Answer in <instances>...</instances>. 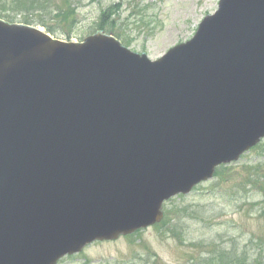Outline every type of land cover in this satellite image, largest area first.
Listing matches in <instances>:
<instances>
[{
  "label": "water",
  "instance_id": "95a60500",
  "mask_svg": "<svg viewBox=\"0 0 264 264\" xmlns=\"http://www.w3.org/2000/svg\"><path fill=\"white\" fill-rule=\"evenodd\" d=\"M264 139V0H221L157 61L0 20V264L154 227Z\"/></svg>",
  "mask_w": 264,
  "mask_h": 264
},
{
  "label": "rangeland",
  "instance_id": "374dc122",
  "mask_svg": "<svg viewBox=\"0 0 264 264\" xmlns=\"http://www.w3.org/2000/svg\"><path fill=\"white\" fill-rule=\"evenodd\" d=\"M141 1H77V23L71 40L79 43L92 35L102 10L119 5L122 34L132 43L128 48L156 61L170 49L190 41L203 19L217 11L220 0H145L142 5L151 8L147 28L134 17L143 9ZM8 9L13 11L10 13L17 12L13 15L15 23L25 24L24 16L33 22L41 18V14L25 7ZM46 21L54 24L50 18ZM62 36L61 40H65ZM120 41L124 44L123 39ZM164 210L168 221L165 226L142 230L115 242L95 243L59 264H145L155 258L160 264H191V260L210 256L207 246L239 254L248 249L251 256L264 259L259 242L264 240V141L238 162L221 168L218 177L187 196L170 200Z\"/></svg>",
  "mask_w": 264,
  "mask_h": 264
},
{
  "label": "trees",
  "instance_id": "16d2710c",
  "mask_svg": "<svg viewBox=\"0 0 264 264\" xmlns=\"http://www.w3.org/2000/svg\"><path fill=\"white\" fill-rule=\"evenodd\" d=\"M83 1V0H77ZM77 1L74 0H10L11 5H8L9 0H0V19L6 20L10 23H15L13 20V15L16 13L9 10V7L19 8L25 7L32 12H37L41 14V18L38 22H33L29 17H22L23 22L27 25L40 26L46 30L47 33L51 34L56 38L64 35L63 38L66 40L72 39V29L77 23ZM138 13H135L134 17L140 18L139 22L144 26V28L149 27V22H146L148 11L151 9L149 7L142 6ZM121 10L119 5H111L106 9H103L100 17L99 23L97 25V31H102L107 34H113L118 39H123L126 46H130L132 43L130 40L124 38L122 34V27L120 26V14ZM50 18L54 24H49L46 21ZM54 25V26H53ZM258 148V147H257ZM256 148V149H257ZM254 149V150H256ZM219 176V173L216 177ZM253 178L249 179V183L252 184ZM261 188V186H260ZM168 222V221H167ZM166 220L161 224V227L167 224ZM259 242L262 246V251L264 250V240L260 239ZM201 247V246H200ZM207 249L211 251L210 256L201 257L199 259L191 260V264H264V259L262 256L253 257L250 255L249 250H245L242 254L237 253L234 250L218 249L217 247L207 246ZM156 257V256H155ZM145 264H160L158 259L146 262Z\"/></svg>",
  "mask_w": 264,
  "mask_h": 264
}]
</instances>
